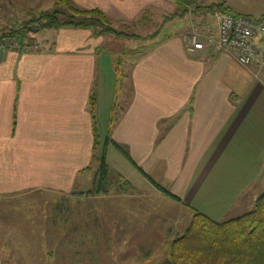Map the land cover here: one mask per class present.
I'll use <instances>...</instances> for the list:
<instances>
[{
  "label": "crops",
  "instance_id": "1",
  "mask_svg": "<svg viewBox=\"0 0 264 264\" xmlns=\"http://www.w3.org/2000/svg\"><path fill=\"white\" fill-rule=\"evenodd\" d=\"M72 1L112 21L158 30L129 40L138 50L128 59L130 72L116 60L121 53L104 48L115 39L89 29L52 30L56 36L36 42L38 49L0 52V206L26 195L57 194L68 197L59 201L62 216L68 195L110 193L87 194L98 171L94 95L101 140L114 117L111 138L130 158L108 148L107 163L120 185L111 189L149 188L181 210L219 222L253 210L264 194V67H244L227 52L191 55L185 41L191 26L175 0ZM244 3L246 11L229 7L264 15V0ZM45 5L0 0V25L30 18ZM165 28L167 35L158 38ZM255 44L264 51V36Z\"/></svg>",
  "mask_w": 264,
  "mask_h": 264
},
{
  "label": "rangeland",
  "instance_id": "2",
  "mask_svg": "<svg viewBox=\"0 0 264 264\" xmlns=\"http://www.w3.org/2000/svg\"><path fill=\"white\" fill-rule=\"evenodd\" d=\"M45 1V6L38 7L53 8L57 0ZM220 2L237 11L250 8L245 0H197V5L204 9L192 6L184 16L190 26L215 24L217 16L206 7ZM256 13L250 14L257 16ZM27 16L0 25V33L29 20ZM154 20L160 23L161 14L158 13ZM112 24L121 33L134 32L143 36L158 30L155 26L136 28L125 21H112ZM167 30L165 28L157 37L167 35ZM191 31L192 27L187 34ZM56 34V31L45 29L31 32L29 36L34 37L35 43L44 44L47 43L44 38L51 40ZM108 35L115 41L104 48L111 54L121 53L116 60L123 63L122 67L126 64L130 72L128 59L138 51L134 49L136 41ZM106 38L108 40V36ZM133 190L132 186L125 191L113 188L106 196L89 198L68 195L69 209L60 213L62 216H57V208L68 198L66 196L60 197L61 201L57 194L38 193L4 202L0 206V264H165L170 258L172 242L185 232L193 214L187 208L181 210L164 201L163 195L160 197L149 188ZM7 215L8 219L3 220Z\"/></svg>",
  "mask_w": 264,
  "mask_h": 264
},
{
  "label": "trees",
  "instance_id": "3",
  "mask_svg": "<svg viewBox=\"0 0 264 264\" xmlns=\"http://www.w3.org/2000/svg\"><path fill=\"white\" fill-rule=\"evenodd\" d=\"M175 2L181 11L180 16H184L192 6L196 9L203 8L197 5V0H175ZM206 9L220 13H234L224 2L211 4ZM33 15L37 16L33 17ZM29 16V20L17 25L14 29L8 27V31L0 33V52L4 51L3 47L5 50L19 49L27 52L34 50V47L38 45L34 42V38L29 36L30 27L38 28L40 31L65 28L91 29L96 37L113 34L115 37L142 38L134 32L117 31L112 20L101 10L82 9L72 0H57L53 8L30 12ZM90 105L94 119L93 161L98 164V171L94 180L95 184L87 194L101 195L109 193L114 185L120 187L114 184L116 178L107 163L108 148L112 146L127 159L130 158L126 151L111 138L114 117H111L105 140H101L94 113L96 105L94 95ZM164 193L171 196L168 191ZM64 204L66 205L63 210H60L62 213L69 209V202ZM165 264H264V194L257 199L253 210L222 222L195 211L185 232L172 242L170 258Z\"/></svg>",
  "mask_w": 264,
  "mask_h": 264
},
{
  "label": "built area",
  "instance_id": "4",
  "mask_svg": "<svg viewBox=\"0 0 264 264\" xmlns=\"http://www.w3.org/2000/svg\"><path fill=\"white\" fill-rule=\"evenodd\" d=\"M216 27L212 23L193 25L192 31L185 36L187 51L191 55L212 50L233 54L244 67H264V51H259L255 39L264 36V15L252 17L234 13H220ZM190 14H192L190 12ZM5 50V48H2ZM37 49V46L34 47Z\"/></svg>",
  "mask_w": 264,
  "mask_h": 264
},
{
  "label": "water",
  "instance_id": "5",
  "mask_svg": "<svg viewBox=\"0 0 264 264\" xmlns=\"http://www.w3.org/2000/svg\"><path fill=\"white\" fill-rule=\"evenodd\" d=\"M30 31L33 33H37V32H39V29H34V28L30 27Z\"/></svg>",
  "mask_w": 264,
  "mask_h": 264
}]
</instances>
